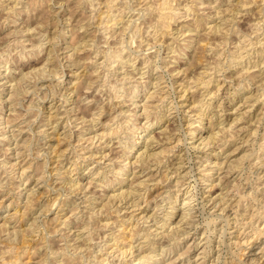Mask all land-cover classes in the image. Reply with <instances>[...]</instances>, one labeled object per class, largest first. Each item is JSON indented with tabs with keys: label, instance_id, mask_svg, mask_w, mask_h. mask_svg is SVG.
Segmentation results:
<instances>
[{
	"label": "rangeland",
	"instance_id": "374dc122",
	"mask_svg": "<svg viewBox=\"0 0 264 264\" xmlns=\"http://www.w3.org/2000/svg\"><path fill=\"white\" fill-rule=\"evenodd\" d=\"M0 264H264V0H0Z\"/></svg>",
	"mask_w": 264,
	"mask_h": 264
},
{
	"label": "bare ground",
	"instance_id": "6f19581e",
	"mask_svg": "<svg viewBox=\"0 0 264 264\" xmlns=\"http://www.w3.org/2000/svg\"><path fill=\"white\" fill-rule=\"evenodd\" d=\"M117 58V57H116ZM207 81V80H206ZM207 83V82H206ZM15 85V84H14ZM204 85V84H203ZM18 87V86H17ZM149 99V98H148ZM149 105V104H148ZM7 120V119H6ZM93 142V141H92ZM144 150H146V149H144ZM154 160V159H153ZM183 215V214H182ZM106 225V224H105ZM149 252V251H148ZM121 254V253H120ZM145 259V258H144ZM149 260V259H148Z\"/></svg>",
	"mask_w": 264,
	"mask_h": 264
},
{
	"label": "clouds",
	"instance_id": "9594fccd",
	"mask_svg": "<svg viewBox=\"0 0 264 264\" xmlns=\"http://www.w3.org/2000/svg\"><path fill=\"white\" fill-rule=\"evenodd\" d=\"M13 55H15V53H13Z\"/></svg>",
	"mask_w": 264,
	"mask_h": 264
}]
</instances>
